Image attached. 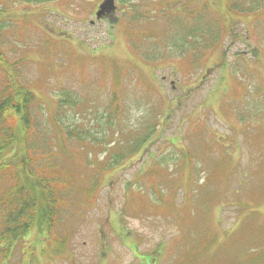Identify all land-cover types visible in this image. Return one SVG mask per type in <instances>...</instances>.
<instances>
[{"label": "rangeland", "instance_id": "obj_1", "mask_svg": "<svg viewBox=\"0 0 264 264\" xmlns=\"http://www.w3.org/2000/svg\"><path fill=\"white\" fill-rule=\"evenodd\" d=\"M100 1L0 0V50L9 61L20 62V81L38 98L41 111H35L34 134L39 146L35 147L34 156L46 160L47 173L57 181L53 185L58 187L60 241L66 236L64 246L58 249L44 230L34 228L38 235L33 236L32 231L31 241L21 247L25 249V261L27 264H230L234 261L250 264L251 257L242 248L252 241L264 244V19L241 17L229 23L227 19L231 16L224 0H208L213 12L205 0L190 1V6L203 4L207 10L210 21L206 33L171 39L184 22H193V17L187 13L181 15L176 8L168 12L174 23L170 30L164 31L163 22L167 21L163 11L175 0H116L118 23L107 20L90 25ZM221 22L223 32L216 42L210 32L218 29ZM143 38L146 40L140 41V46H134L142 51L133 50L134 42ZM187 41L195 45L213 42L207 48L206 66L185 65L190 62L185 53L193 59L199 55L197 49L196 55L192 54V45ZM139 56L151 60L150 70L140 69L146 65L138 66ZM220 62L225 66H220ZM85 66H98L110 74L111 80L115 79L116 68L120 73L117 85H127L115 94L122 102L113 116L122 121L124 131L137 132L126 136L123 143L137 139L140 128L155 132L161 129L160 136L189 152V161L194 162L180 163L177 153L161 139L149 148L152 158L144 152L117 172L104 173L98 188L93 179L97 168H85L72 159L73 149L70 152L63 149L70 146L61 142L65 141L64 137L54 136L67 131L66 137L68 132L82 128L98 140L106 136L105 121L101 120L110 114L101 109L96 112L94 109L104 102L89 97L88 93L102 95L105 100L109 87L96 89L85 82L81 89L77 82L67 81L76 77L69 73L83 75ZM124 68L132 69L122 78ZM148 71L149 74L142 76V72ZM135 76L137 81L132 84L128 78ZM98 79L106 81L105 76ZM61 83L68 94L78 95L81 103L77 108L62 110L60 127L49 129L48 121L56 113L55 87ZM113 96L108 95L110 100ZM142 96L147 97L145 102ZM252 104H257L253 113ZM193 128L201 129L202 133L192 131L196 141H201L203 134V143L192 140L189 130ZM215 135L223 139H216ZM31 149L26 148V152ZM91 150L94 149L81 153L80 157ZM100 155V158L104 156ZM179 159L187 157L182 154ZM155 160L162 171L176 173L167 178L160 173L154 182L138 181L136 174L142 176L138 172L141 167L150 171ZM216 164L218 171L212 174ZM205 169L206 176L201 174ZM6 174L0 172V199L11 187ZM91 189L95 193L87 198L83 193ZM247 224L252 234L244 230ZM3 228L0 214V233ZM186 233L195 237L206 235L216 241L214 255L207 253L214 258L212 263L182 255L178 242ZM57 250L62 253L58 260L49 263L44 259L56 256ZM14 256L8 264H18L19 256Z\"/></svg>", "mask_w": 264, "mask_h": 264}, {"label": "trees", "instance_id": "obj_2", "mask_svg": "<svg viewBox=\"0 0 264 264\" xmlns=\"http://www.w3.org/2000/svg\"><path fill=\"white\" fill-rule=\"evenodd\" d=\"M226 5L229 12L233 14L248 17L255 16V18L259 19L264 17V0H226ZM1 29L0 26V34ZM16 65L14 62H10L5 55H2L0 50V172L7 173L5 177L11 184V187L2 194L0 199V214L4 222L3 231L0 233V244L7 243L8 246L25 241L24 237L31 228L47 230L53 233L60 231L57 221L61 212L59 211L57 200L58 187L53 185V183L57 184V181L55 177L47 173L46 160L42 158L43 162L41 158L35 159L36 157L34 156L35 147L38 148L39 146V139L36 140L37 136L34 134L36 126L31 112L34 96L26 90L23 84H20L19 67ZM251 106L253 108L251 107L250 111L253 113L252 111H256L255 107L257 104H252ZM51 119V127L59 126L55 118ZM86 132L85 134H79L75 130V132L68 134L72 138L71 142H66V140L61 142L65 146L70 145L68 148L63 149L69 152L73 149L74 156L71 158L77 159L83 167L93 166L97 168L94 169L93 179L94 184L99 188L104 180V173L113 172L117 169L115 166L118 163L129 157L121 155L117 161L113 159V164L111 163L112 160L109 162L108 159L104 161H98L96 158L90 159L88 154L80 157L81 153L86 152L80 149L81 146L85 145L86 148L90 146L93 149L94 136L88 131ZM115 134L113 131L111 132L112 136ZM160 134V130L155 132L154 129L146 137V140L140 139L138 142H134L133 145L136 148L134 152L138 148H144L147 151L157 141ZM65 135L67 133L54 136L60 138ZM74 143H79L81 146L77 147ZM33 146L34 148H32ZM171 146L176 148L175 144H171ZM26 148L32 149L30 152H26ZM183 151L186 152L185 150ZM158 163L154 162L152 169L145 172L142 179L144 182L148 180L152 182L158 181L160 173L165 178L176 173L168 169L162 171L158 167ZM180 163L190 164L191 161H180ZM94 193L95 191L91 189L83 194L89 198ZM173 205L175 208L178 207L175 204ZM209 220L210 217H207L206 221ZM244 230L249 234L253 233L249 224ZM223 232L224 234L226 233L225 230ZM35 235L38 234L36 233ZM178 243V249L181 246L182 255H193L192 257L196 260L208 263H212L214 260L207 253L211 252L214 255L216 241L206 237V235L198 234L195 237L193 234L186 233L180 238ZM232 246L235 248L236 244ZM242 251L246 256L251 257L249 260L252 262H260L259 264L264 262L261 261L264 258V244L257 245L252 241L245 245ZM216 255H219V253ZM178 260L180 261V259ZM230 264H238V262L234 261L230 262Z\"/></svg>", "mask_w": 264, "mask_h": 264}, {"label": "water", "instance_id": "obj_3", "mask_svg": "<svg viewBox=\"0 0 264 264\" xmlns=\"http://www.w3.org/2000/svg\"><path fill=\"white\" fill-rule=\"evenodd\" d=\"M113 0H106L103 7L111 6Z\"/></svg>", "mask_w": 264, "mask_h": 264}]
</instances>
